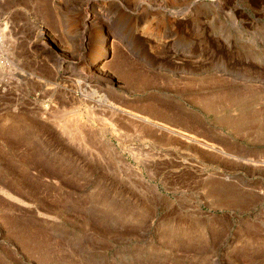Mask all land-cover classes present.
<instances>
[{
	"label": "rangeland",
	"instance_id": "374dc122",
	"mask_svg": "<svg viewBox=\"0 0 264 264\" xmlns=\"http://www.w3.org/2000/svg\"><path fill=\"white\" fill-rule=\"evenodd\" d=\"M153 1L140 10L108 0L117 57L152 80L119 77L125 107L139 113L147 100L166 103L183 111L180 122L196 137L158 131L141 143L124 117L105 112L123 135L93 119V149L41 151L29 161L19 144L57 141L8 137L17 120L8 113L41 93L18 80L12 100L9 71L32 72L34 41H81L71 21L87 0H0V181L22 192L19 199L0 189V264H264V0ZM223 91L247 98L211 110L197 100ZM157 121L187 131L172 118Z\"/></svg>",
	"mask_w": 264,
	"mask_h": 264
},
{
	"label": "bare ground",
	"instance_id": "6f19581e",
	"mask_svg": "<svg viewBox=\"0 0 264 264\" xmlns=\"http://www.w3.org/2000/svg\"><path fill=\"white\" fill-rule=\"evenodd\" d=\"M40 1L44 7H47L48 0ZM54 1L57 2V0ZM120 1L122 4L137 5L140 7V10L142 7L144 8L146 5L155 2L153 0ZM36 2L38 3V0H36ZM92 2L93 0H87V6L85 7L83 4L84 7L80 11L81 13L78 19L74 22L71 21L72 31L80 34L81 41L77 42L74 38L70 46H64L61 43H52V45H48V43L41 44L38 41H34L31 43L32 47L30 48H32V54L37 56H31L33 60L29 62L32 67V69H30L32 72L27 73L24 69L15 66L9 71L10 76L7 77L9 78L7 81L9 80L8 90L10 91L12 100H14V96L18 94L17 88L20 84L18 80L21 82V85L25 82L31 83L34 87L38 88V91L41 93L38 95L36 94L38 97L34 99L33 106L22 111L19 105L15 104L12 112L8 113V117L11 113V115L14 114L11 118H17L16 121H11L12 123L9 125L8 137L13 141L22 142L31 138L35 139L47 135L57 141V144H49L47 148L39 144H19L21 146L24 145L22 152L25 153L24 156L31 157L29 161H32L34 155L41 151L69 155L75 150L89 151L93 149L94 143L92 141L91 132L93 130L91 127V124L94 123L92 122L93 119L99 121L106 127L108 126V128L114 129L113 133L116 134L118 132L120 135H123L121 131L122 127L120 128L110 123L107 117L104 116L106 115L105 112L110 115L118 114L124 117L134 128L135 139L141 143H146V141L155 138L158 131L162 133L166 131L175 132L184 139L185 137L187 139L196 137L192 132H195L197 128L195 129V127L189 126V123L187 126H183L180 122V120L185 117L183 111H180L181 113L175 112L177 108L171 106L173 110L166 103H158L156 101H151V99L147 100L144 107H140L139 113L134 111L136 109L135 107H133L132 110L125 107V99H127L125 94L128 91L126 87L122 86L123 84L120 85L121 82L119 79H123L129 85H138L144 82H149L150 84L152 80L148 73H144L137 69L134 64H130L129 60L126 61V59H122V57H117L120 51L118 45L120 40L119 34L109 23L110 11L107 8L109 4L108 0H104L101 3L102 7L96 6L97 8L92 6ZM134 9L136 10V8ZM185 14L186 13L183 12L181 15ZM55 19L57 21V18ZM94 19L97 20L96 23H94ZM4 36L5 35H3L0 29V39ZM9 38H11V36ZM12 49L14 50V46ZM46 50L47 54H45L44 58L43 52ZM226 75L235 79V76H233L234 74L230 71ZM204 79H206V77H204L203 80ZM213 80L214 78L210 77V80L204 85L210 84ZM180 81L186 83L190 80L180 78ZM237 92L227 93L223 91L216 94H205L202 97L200 96L201 98H197V100L199 99L203 107L207 110H211V108L218 106L220 102H229L224 104H232L233 102L240 103L247 98L246 94ZM94 97H98L104 104H93ZM46 98H50L52 104H46L44 101ZM65 103H71L72 105L71 107H65ZM84 108H89V116H86L88 119L84 118V115H86L83 111ZM100 108H102V110ZM3 117L7 119V114ZM168 117L172 118L173 122L183 126V128H187V131L175 130L165 123L157 121H167ZM187 117L189 118V116ZM210 145L211 148H214L212 143ZM49 146H55V149ZM56 147L58 150H56ZM220 151H222V149ZM5 167L7 170L10 168V166ZM0 184H2L0 185V189L4 191L6 197L15 195L19 198L22 195L20 191L18 192L5 188L6 184H3L2 181H0Z\"/></svg>",
	"mask_w": 264,
	"mask_h": 264
}]
</instances>
